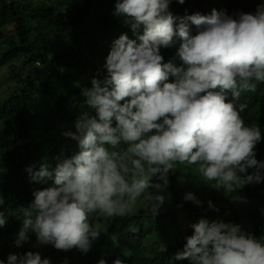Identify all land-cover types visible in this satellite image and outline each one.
Wrapping results in <instances>:
<instances>
[{"label": "clouds", "instance_id": "obj_1", "mask_svg": "<svg viewBox=\"0 0 264 264\" xmlns=\"http://www.w3.org/2000/svg\"><path fill=\"white\" fill-rule=\"evenodd\" d=\"M171 3L116 0L113 15L122 17L137 39L127 34L116 39L104 64L107 77L93 78V87L82 90L87 110L78 115L75 131L62 132L76 141L77 150L71 156L62 151L51 170L27 169L33 181L54 183L34 191L23 209L17 248L34 233L40 245L87 254L101 235L100 219L124 217L138 206L158 216L166 199L159 192L177 164L194 166L201 182L214 181L211 187L228 195L264 183V162L255 151L264 138L261 126L246 123L241 113L247 105L236 104L264 83V4L255 13L233 16L214 9L181 17L169 10ZM178 42L182 64L163 62L161 49ZM170 76L174 82H167ZM249 169L255 171L247 174ZM154 177L163 184L153 183ZM184 199L202 205L192 193ZM208 207L219 211L211 201ZM4 216L0 212V226ZM190 227L193 234L175 261L264 264V238L240 225L200 218ZM112 240L117 242L118 233ZM0 264L51 260L28 252L9 254Z\"/></svg>", "mask_w": 264, "mask_h": 264}, {"label": "trees", "instance_id": "obj_2", "mask_svg": "<svg viewBox=\"0 0 264 264\" xmlns=\"http://www.w3.org/2000/svg\"><path fill=\"white\" fill-rule=\"evenodd\" d=\"M261 4L264 0H185L183 4L172 0L169 10L181 17L210 15L214 9L235 16L239 12L255 13ZM0 19L6 20L0 23V199L4 201L0 212L5 213L6 221L0 226V259L6 261L9 254L38 252L51 264H96L100 259L107 264L117 259L123 264H188L174 257L184 250L186 238L194 231L190 225L200 218L237 225L246 218L253 225L250 233L264 238V183L257 190L246 186L230 195L216 189L202 195L195 193L202 202L197 205L184 199L191 193L189 188L179 186L178 173L170 172L168 187L159 192L166 199L158 216L153 218L138 206L124 217L99 220L105 230L103 241L113 256L97 247L83 254L76 248L64 251L52 245L48 253L27 246L17 253L13 239L22 227L23 209L34 200V191L54 183L51 179L33 181L27 169L38 171L46 165L51 170L62 151L71 156L77 150L76 141L62 132L75 131L78 115L87 110L82 90L93 87V78L103 81L107 77L104 64L116 39L122 34L134 40L137 37L122 17L104 13L100 0H0ZM178 47L179 42L162 48L163 62L180 66ZM174 81L175 77L170 76L167 82ZM263 96L264 83H258L254 91L243 93L236 101L237 106L247 105L241 115L246 123L261 126L262 137ZM42 117L45 119L39 122ZM255 151L256 159L264 162V138ZM186 181L192 186L191 178ZM153 183L163 181L154 177ZM149 191L157 194L155 188ZM209 201L219 211L210 209ZM243 204H247L245 209ZM174 230L177 236L166 250L146 245L152 236ZM117 233L114 243L112 235Z\"/></svg>", "mask_w": 264, "mask_h": 264}, {"label": "rangeland", "instance_id": "obj_3", "mask_svg": "<svg viewBox=\"0 0 264 264\" xmlns=\"http://www.w3.org/2000/svg\"><path fill=\"white\" fill-rule=\"evenodd\" d=\"M100 3H101V7H102L104 13H106L107 15L112 14L114 12V7H115L116 1H114V0H100ZM1 22L6 23V20L0 19V23ZM0 31H2V30L0 29ZM44 119L45 118H43V117L40 118L39 122H42ZM34 125H37V124H34ZM60 137L61 136H59V138ZM179 166H182L184 169H181ZM251 170H252V173L255 171V169H251ZM175 172L178 173V177H179L178 185L179 186H181V185L185 186L186 185L189 188L190 192L194 195H195V193H197L199 195L206 194V193H208L214 189L211 187V185L214 183V181L206 182L207 184L201 182L194 166H192V168H191L188 165H183V164L178 165L177 164ZM187 178L192 179V181H193L192 186H190V183H188L186 181ZM261 184L262 183H260V184H248V185H245L244 187H246V186L254 187V189H255V188H260ZM255 190H257V189H255ZM154 194H156V193L154 192ZM246 206H247V204H243L244 209L246 208ZM239 225L246 232L252 231L253 225L246 218L241 219ZM101 228H102L101 235L98 238V240L93 244L91 250L94 249L95 247H97V249L99 251H101L103 254L106 253L109 256L110 255L113 256L114 252L109 251L108 250V244L106 243V241H103V238L105 236V230L102 226H101ZM176 236H177V232L175 230L170 231L169 233L163 234V235H160V234L154 235L149 240L146 241V245L148 247H150V249H156V248L165 249L168 245H170V243L173 242V240L176 238ZM15 239L16 238L13 239V246L17 250V253L21 250V248L26 247V246L31 247V248L40 249V250H43L47 253H48V251L52 250L50 245L38 244L37 237L34 233H30V240L28 242L24 243V245L22 247H19V248H17L14 244ZM96 264H98V262Z\"/></svg>", "mask_w": 264, "mask_h": 264}]
</instances>
